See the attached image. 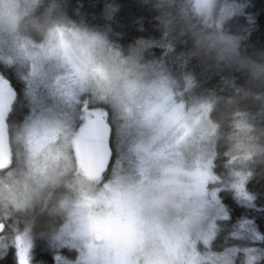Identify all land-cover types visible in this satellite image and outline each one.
I'll list each match as a JSON object with an SVG mask.
<instances>
[{
	"label": "clouds",
	"instance_id": "1",
	"mask_svg": "<svg viewBox=\"0 0 264 264\" xmlns=\"http://www.w3.org/2000/svg\"><path fill=\"white\" fill-rule=\"evenodd\" d=\"M144 2L163 32L160 57L151 55L153 42L144 38L124 48L110 31L72 20L66 0H0V63L11 58L22 76L33 73L34 63L72 72L71 98L83 95L107 104L118 123L141 112L150 99L167 95L183 104L181 122L186 127L176 170L153 169L150 178L157 182V190L147 194L146 216L158 226L195 237L215 215L210 194L221 180L230 183L242 175L248 182L258 168L264 172V50L248 51L243 37L228 29L234 11L226 7L227 0ZM176 43L186 45L188 60L225 74L219 87L189 94L194 75L189 71L174 76L164 64ZM233 72L245 75L243 85L234 84ZM249 100L260 101L261 107L252 112ZM209 162L208 171L216 179L198 185L195 173ZM138 180L135 171L123 182ZM100 195L93 178L66 161L41 156L40 166L32 170L27 161L0 168V223L14 226L26 240L52 243L75 229L78 217L86 216V201ZM13 234H4L7 243ZM139 264L208 262L191 256L169 260L152 250L140 256Z\"/></svg>",
	"mask_w": 264,
	"mask_h": 264
},
{
	"label": "snow or ice",
	"instance_id": "2",
	"mask_svg": "<svg viewBox=\"0 0 264 264\" xmlns=\"http://www.w3.org/2000/svg\"><path fill=\"white\" fill-rule=\"evenodd\" d=\"M226 7L235 10L231 4ZM65 10L77 23L111 31L109 24L118 5L115 0H104L95 23L88 22L79 9L69 14L67 0ZM145 40L159 46L160 41L151 37ZM33 69L31 75L22 76L11 58L0 63V168L23 166L27 161L32 170L40 166L41 156L57 163L66 161L93 178L101 193L86 201V216L78 217L75 229L69 228L45 245L56 251L54 264H139L140 256L152 250L169 260L191 256L208 264H264V236L251 221L235 228L228 224V211L221 203L225 194H235L251 206L252 196L242 175L230 183L221 180L211 192L215 215L195 237L180 235L147 218V194L157 190V182L150 178L153 169L176 170L186 127L181 122L183 104L167 95L150 99L141 112L118 123L107 104L83 95L71 98L75 95L70 87L72 72L60 73L56 66L36 63ZM132 141H136L132 151L138 157L139 180L126 185V164L121 157ZM211 167V162L198 167V185L216 179L208 171ZM117 176L120 179L114 181ZM9 232L14 233L11 243L4 236ZM34 243L35 238L26 240L14 226L0 223V259L12 255L13 264H31Z\"/></svg>",
	"mask_w": 264,
	"mask_h": 264
},
{
	"label": "trees",
	"instance_id": "3",
	"mask_svg": "<svg viewBox=\"0 0 264 264\" xmlns=\"http://www.w3.org/2000/svg\"><path fill=\"white\" fill-rule=\"evenodd\" d=\"M103 3L104 0H67L68 12L72 14L74 10L79 9L88 22L95 23ZM115 3L118 10L109 27L112 39L118 44L126 48L138 38L151 37L154 41L164 38L158 21L154 19L155 13L144 0H115ZM227 3L235 8L228 20V29L243 37L248 51L264 50V0H227ZM185 49L186 45L174 44L173 51L164 57L167 70L177 77L189 71L194 75L195 85L189 94H200L207 89L219 87L221 76L225 74L216 73L211 68L198 64L194 59L188 60ZM162 51V48L153 44L151 55L160 57ZM231 77L238 86L245 83L246 77L241 72H233ZM246 104L252 112L261 107L260 101L249 100ZM245 189L255 196L251 206L242 203L234 194H225L221 199L228 211L227 223L235 228L243 221H251L256 231L264 236V231H261L264 229V172L258 168L257 175L246 182ZM46 244V240L35 238L31 264H54L53 251H49L45 247ZM0 264H13L12 255L0 259Z\"/></svg>",
	"mask_w": 264,
	"mask_h": 264
},
{
	"label": "rangeland",
	"instance_id": "4",
	"mask_svg": "<svg viewBox=\"0 0 264 264\" xmlns=\"http://www.w3.org/2000/svg\"><path fill=\"white\" fill-rule=\"evenodd\" d=\"M45 66H47V65H45ZM147 141H148V137L147 136L143 137V142L147 143ZM134 143H136V141H132L127 146L124 155L121 157V160L126 164V167L123 169V171L126 175L132 174L136 171V166L138 163V157H137V154L134 151H132V147H133ZM47 249L49 251H53L52 260L54 261L53 258L56 254V251L53 250L50 246H48ZM60 251L63 252V249H61Z\"/></svg>",
	"mask_w": 264,
	"mask_h": 264
}]
</instances>
